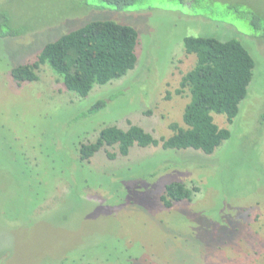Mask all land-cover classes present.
Masks as SVG:
<instances>
[{"label": "rangeland", "instance_id": "1", "mask_svg": "<svg viewBox=\"0 0 264 264\" xmlns=\"http://www.w3.org/2000/svg\"><path fill=\"white\" fill-rule=\"evenodd\" d=\"M94 19L137 30V62L125 76L86 97L46 64L36 81L12 79V65ZM19 27L28 31L7 34ZM185 34L235 37L255 59L233 122L212 113L231 136L211 154L105 147L78 160L79 142L103 126L131 121L160 137L182 124L189 97L175 89L196 61ZM98 98L106 105L81 116ZM263 113L264 0H141L124 10L99 0H0V264H264ZM171 181L195 189L167 208L159 196Z\"/></svg>", "mask_w": 264, "mask_h": 264}, {"label": "trees", "instance_id": "2", "mask_svg": "<svg viewBox=\"0 0 264 264\" xmlns=\"http://www.w3.org/2000/svg\"><path fill=\"white\" fill-rule=\"evenodd\" d=\"M99 1L124 10L137 6L141 0ZM258 19L254 15L251 21L256 27L259 26L255 22ZM27 31L19 27L7 34L16 36ZM137 41L138 32L131 25L112 19L88 20L44 44L36 60L12 65L10 75L17 84L33 82L38 79L40 65L46 64L59 76L64 89L86 97L95 84H107L135 68ZM182 43L184 51L196 57L194 66L181 76L179 87L175 89L177 95L187 92L189 97L183 108L182 124L170 122L168 128L171 133L160 137L131 121L127 127L103 126L94 141L79 142L78 160H88L105 147H116L120 155H127L134 146L195 149L211 154L231 136V130L219 126L212 113L223 114L228 123L233 122L252 81L255 59L235 37L220 39L214 34H185ZM116 95L112 94L110 99ZM105 105L106 99L98 98L81 116L91 115ZM115 155L108 153L110 158ZM194 189L181 181H171L165 184L159 199L164 207L169 208L175 202L190 200Z\"/></svg>", "mask_w": 264, "mask_h": 264}]
</instances>
